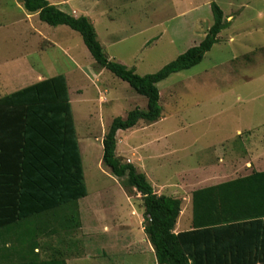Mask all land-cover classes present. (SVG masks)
<instances>
[{
    "label": "rangeland",
    "instance_id": "374dc122",
    "mask_svg": "<svg viewBox=\"0 0 264 264\" xmlns=\"http://www.w3.org/2000/svg\"><path fill=\"white\" fill-rule=\"evenodd\" d=\"M55 1L70 15L91 17L108 58L116 57L114 61L136 69L141 76L159 72L198 46L213 25L211 4L216 2L228 22L218 43L201 64L158 85L162 119L152 124L141 121L121 131L117 155L158 186L175 172L219 163L231 136L241 129L244 135L236 139L245 146L242 157L247 158L249 148L256 145L253 156L264 161V0H162L161 5L157 0H142V6L141 0ZM138 6L150 18L146 28L141 20V30ZM157 6L163 10L155 18L158 26H150ZM104 11L115 19L113 32L121 43L108 39ZM130 25L135 27L134 34ZM147 39L150 48L141 51ZM0 56L4 64L19 57L20 70L26 72L22 74L26 79L20 81L25 85H30L29 79L36 83L37 76L65 75L70 90L88 196L61 212V220L53 221L43 233L40 240L49 251L41 252L43 259L55 249L63 252L68 264H153L137 255L128 256L131 252L114 250L134 248L126 244L128 240L148 238L145 208L142 196L125 188L123 180L102 163L103 139L113 120L125 118L136 108L147 110V98L101 69L78 32L42 22L38 14L24 9L21 0H0ZM171 149L177 154L166 157ZM181 180L177 178L176 183ZM161 192L169 194V189L158 186L157 193ZM73 213L79 226L64 227L63 218ZM187 216L185 210L183 217Z\"/></svg>",
    "mask_w": 264,
    "mask_h": 264
},
{
    "label": "trees",
    "instance_id": "16d2710c",
    "mask_svg": "<svg viewBox=\"0 0 264 264\" xmlns=\"http://www.w3.org/2000/svg\"><path fill=\"white\" fill-rule=\"evenodd\" d=\"M29 14L50 26L78 32L101 69L109 70L148 100L115 118L103 139V165L123 186L136 190L145 208L144 231L158 264H226L220 231L244 221H264V171L194 193V229L179 233L182 200L159 195L147 175L117 155L118 133L163 117L159 84L201 64L227 28L223 9L211 4L213 25L205 39L159 72L141 76L136 69L108 58L94 24L48 0H21ZM88 196L85 172L67 77L57 75L0 99V264H68L61 250L48 253L41 236L61 220V212ZM65 217V216H64ZM64 227L79 226L77 214ZM220 222L222 225H219ZM231 263V262H230ZM234 263V262H233ZM232 264V263H231Z\"/></svg>",
    "mask_w": 264,
    "mask_h": 264
},
{
    "label": "crops",
    "instance_id": "0c3cea01",
    "mask_svg": "<svg viewBox=\"0 0 264 264\" xmlns=\"http://www.w3.org/2000/svg\"><path fill=\"white\" fill-rule=\"evenodd\" d=\"M48 1L51 4L56 5L61 9V5H59L55 0H48ZM161 2L162 0H157V4L161 5L162 4ZM138 4L139 5L141 4L142 6V0L141 2H138ZM159 6H157L158 8H156L153 18H151L153 21L151 20L150 26H156V27L158 26L159 21H156L155 18L157 16H160L158 14L162 13L163 11ZM138 8H139V13L136 16V18L138 20V30H141L144 27V25H145L144 28L148 26L146 21L150 20V18L148 19L146 17V13L143 12L144 11L143 7L140 8V6H138ZM61 10L64 11V9ZM106 16H107V11H104L102 19L104 20L105 26L107 28L108 39H110L111 43L114 44L121 43V37L116 39L115 34L113 32V28L115 26V19ZM180 16L185 17V13H182ZM86 17L90 18L92 23H94L91 17L89 16ZM141 20L142 23L143 22L145 23L144 25H142ZM129 27L132 30V33L134 34V30H135L134 25H130ZM163 34L164 33L160 34L159 37L157 36L158 39L153 41L152 46L158 43V40L162 38ZM149 41L150 39H147L144 42L141 51L150 48L148 46L150 44ZM112 59L117 60L116 57H112ZM22 60L26 61L27 59L22 58ZM119 61L121 60L119 59ZM20 64L21 62L19 57H14L13 59L12 58L7 59L4 64L2 62V57L0 56V99L18 90H21L25 87L35 84L31 81L32 79H29V81H27L28 84L30 85H25L26 84L25 81L23 82L20 81V78L26 79L23 77V75L26 72L24 73L22 70H20L21 67ZM38 77L39 76L36 77L37 82L45 80L41 76L39 78ZM243 135H244L243 131L241 129H238L234 133V135L231 136L232 138L229 140L231 141V144L230 146H228V148L226 147L223 153H221L222 158H220L219 163L209 164L208 166L204 164L203 166L202 165L199 166L198 164L193 168L190 167L189 169L175 172L174 175L164 177L165 178L164 182H160L157 179L158 182H160L158 183V186L163 188V190L165 188L169 189V194H166L167 196H171L182 200V213L175 228V232L177 234L194 229V218H193L194 191L196 190L200 191L211 187H217L223 183L248 177L252 175L254 172L264 171L263 159L260 156L259 157L253 156V154H255L258 148L256 145H254L252 148H249L251 151L249 152L250 155L247 154V158L242 157V154L246 149L245 146L244 145L242 146L240 144V141L236 139V136L242 137ZM170 153L172 154L169 153H167V155L165 154L166 157L177 154L173 149H171ZM162 165L163 164L160 163V166ZM182 176H186L187 177L186 180H181ZM177 178L181 180V182L178 184L176 183ZM158 186H154L156 192ZM159 195H163V193L161 192ZM191 207H192V211L190 210ZM185 210L188 213L187 217H183V215H185ZM190 211L192 213L191 217H190ZM219 225H222V223L220 222ZM226 227L227 228H224L223 230L220 231L221 242H222L221 244L223 246L219 254L220 260L227 262L226 264H231V263L232 264H264V221H260V222L244 221L242 223H236L235 226H230V227L226 226ZM128 241L129 242L126 244L132 245L134 246V248L122 247L118 249L116 247L114 250L117 252H131L132 254L129 253L128 256L137 255L142 257L143 260L149 259L151 263L158 264L154 247L151 244L149 238L146 239L143 238L140 239V241L139 240H128Z\"/></svg>",
    "mask_w": 264,
    "mask_h": 264
}]
</instances>
